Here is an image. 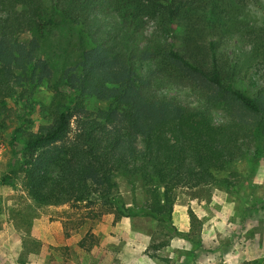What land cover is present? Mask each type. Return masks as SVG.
I'll return each instance as SVG.
<instances>
[{"label":"trees","instance_id":"1","mask_svg":"<svg viewBox=\"0 0 264 264\" xmlns=\"http://www.w3.org/2000/svg\"><path fill=\"white\" fill-rule=\"evenodd\" d=\"M255 1L0 0V127L21 111L10 145L30 196L131 217L113 196L123 175L145 194L138 213L199 248L172 223L178 189L236 192L231 164L264 155V24L235 15ZM66 24L79 58L57 69L46 43ZM41 85L51 99L37 108Z\"/></svg>","mask_w":264,"mask_h":264},{"label":"rangeland","instance_id":"2","mask_svg":"<svg viewBox=\"0 0 264 264\" xmlns=\"http://www.w3.org/2000/svg\"><path fill=\"white\" fill-rule=\"evenodd\" d=\"M235 15L263 25L264 0L248 3ZM52 33L46 52L59 51L50 55L54 67L74 64L78 45L69 26ZM33 99L37 108L48 104L47 86L41 85ZM20 113L12 105L5 126L0 127V264H149L147 257L153 254L166 264H174L175 259L178 264H264V155L259 160L248 155L231 164L240 176L236 192L216 184L178 189L172 223L200 242L193 249L189 239L171 236L166 223L136 211L144 205L145 194L138 181L123 175L116 177L113 196L135 210L131 217L118 219L116 203L99 198L59 206L37 203L25 186L21 156L10 145ZM32 120L33 125L23 128L34 129L42 122L39 110ZM23 142V134L18 133L15 149L21 151Z\"/></svg>","mask_w":264,"mask_h":264},{"label":"crops","instance_id":"3","mask_svg":"<svg viewBox=\"0 0 264 264\" xmlns=\"http://www.w3.org/2000/svg\"><path fill=\"white\" fill-rule=\"evenodd\" d=\"M160 250H156V252L158 253ZM160 255V254H159ZM161 256V255H160ZM167 257V256H166ZM148 259H150L151 263L149 264H166L164 261H162V259H160L161 257H157V255L155 256L154 254L153 255H148L147 257ZM154 258H156L155 261ZM161 260V261H160ZM176 260V259H175ZM175 260H172V263L176 264L177 262H175ZM192 261V260H191ZM190 262V261H189ZM178 264V263H177ZM187 264V263H185ZM208 264V263H207Z\"/></svg>","mask_w":264,"mask_h":264}]
</instances>
